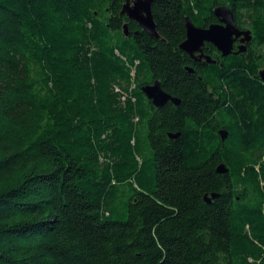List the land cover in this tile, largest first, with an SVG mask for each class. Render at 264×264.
<instances>
[{
  "label": "trees",
  "instance_id": "1",
  "mask_svg": "<svg viewBox=\"0 0 264 264\" xmlns=\"http://www.w3.org/2000/svg\"><path fill=\"white\" fill-rule=\"evenodd\" d=\"M124 3L0 0V264H264V0H157L160 39ZM219 6L247 59L195 66Z\"/></svg>",
  "mask_w": 264,
  "mask_h": 264
},
{
  "label": "water",
  "instance_id": "2",
  "mask_svg": "<svg viewBox=\"0 0 264 264\" xmlns=\"http://www.w3.org/2000/svg\"><path fill=\"white\" fill-rule=\"evenodd\" d=\"M154 2L155 0H135L131 6L130 1L126 0L121 16H126L129 21L136 22L148 36L160 39L161 36L157 31V25L152 11V4ZM214 15L220 23L211 25L208 28L196 27L190 18H186V40L180 45V49L196 61H201L203 58V55L200 59L196 58L195 53L202 52L205 43L214 45L222 53L223 57H227L232 53L234 42L239 38L243 37L241 39V52H246L252 41L251 30L239 29L235 15L230 8L227 6H219L214 10ZM123 28L125 36L129 37L128 23ZM206 61L210 65L215 64L209 57H206ZM187 70L190 73H194L193 69ZM261 78L264 81V70L261 71ZM142 91L153 102V105L158 108L164 107L170 101L177 106L180 105L179 100L173 99L165 93L159 81H156L154 85L143 87ZM219 135L223 142L228 138V132L225 130H221ZM169 137L176 139L178 135L170 134ZM217 173L226 175L229 173V170L222 164L217 168ZM218 197L219 195L216 194L212 196L206 195L205 202L211 204Z\"/></svg>",
  "mask_w": 264,
  "mask_h": 264
},
{
  "label": "flooded vegetation",
  "instance_id": "3",
  "mask_svg": "<svg viewBox=\"0 0 264 264\" xmlns=\"http://www.w3.org/2000/svg\"><path fill=\"white\" fill-rule=\"evenodd\" d=\"M130 1V4H131V6L134 4V1L135 0H129ZM157 0H155V2H156ZM132 2V3H131ZM154 2V3H155ZM125 3H126V0H125ZM125 3H124V5H125ZM154 3L152 4V11H153V5H154ZM124 5H123V7H124ZM123 10V9H122ZM122 13V12H121ZM154 16V15H153ZM215 16V15H214ZM121 17H123V16H121ZM124 17H126V16H124ZM127 18V17H126ZM128 19V18H127ZM129 22H133V21H129L128 20V22H126L125 24H127L128 23V26H129ZM134 23H136V22H134ZM220 22H219V20H218V23L217 24H219ZM137 24V23H136ZM138 25V24H137ZM139 26V25H138ZM197 27V26H196ZM139 28H140V26H139ZM208 28V27H207ZM141 29V28H140ZM239 29H241V28H239ZM143 30V29H142ZM241 30H245V29H241ZM130 33V32H129ZM243 38V37H242ZM242 38H239L237 41H235L234 42V45H233V49H232V53L229 55V56H227V57H224L223 58V56H222V53L214 46V45H212V44H209V43H205V45H204V47L202 48V52H198V53H195V57L196 58H198V59H200L201 58V56L203 55V58L201 59V61H196L195 59H193V58H191L189 55H187L185 52H183L181 49V51L184 53V54H186L187 56H189V58H190V62H191V64H193V65H203V64H208L207 63V61H206V57H209L212 61H214L215 62V64H217V63H219V61H220V59L221 58H223L225 61L226 60H228L230 57H235V58H241V59H243V60H246L247 59V54H248V50H249V46H248V48H247V51L246 52H241L240 51V47H241V39ZM186 40V39H185ZM179 48H180V46H179ZM215 64H212V65H215ZM208 65H210V64H208ZM187 69H192V68H190V67H187ZM194 71V70H193ZM198 79H199V81L201 82L202 81V78L201 77H198ZM157 80H155L152 84H149V85H154L155 84V82H156ZM162 86V85H161ZM163 89V88H162ZM164 90V89H163ZM165 91V90H164ZM143 92V91H142ZM165 93H167L169 96H171L173 99H177V100H179L180 101V104H181V100L179 99V98H177L176 96H174L173 94H171V93H169L168 91H165ZM144 94V93H143ZM144 96H145V94H144ZM146 97V96H145ZM147 98V97H146ZM147 100L151 103V105H152V107H153V109L155 110V111H158V110H161V109H163V108H165V107H167V106H177V105H175L173 102H168L167 103V105H165L164 107H162V108H158V107H156V106H154L153 105V102L151 101V100H149L148 98H147ZM170 108V107H169Z\"/></svg>",
  "mask_w": 264,
  "mask_h": 264
},
{
  "label": "bare ground",
  "instance_id": "4",
  "mask_svg": "<svg viewBox=\"0 0 264 264\" xmlns=\"http://www.w3.org/2000/svg\"><path fill=\"white\" fill-rule=\"evenodd\" d=\"M186 22V21H185ZM242 38V37H241ZM224 58V57H223Z\"/></svg>",
  "mask_w": 264,
  "mask_h": 264
},
{
  "label": "rangeland",
  "instance_id": "5",
  "mask_svg": "<svg viewBox=\"0 0 264 264\" xmlns=\"http://www.w3.org/2000/svg\"><path fill=\"white\" fill-rule=\"evenodd\" d=\"M132 3V2H131Z\"/></svg>",
  "mask_w": 264,
  "mask_h": 264
}]
</instances>
